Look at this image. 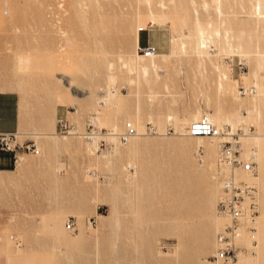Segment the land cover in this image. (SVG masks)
Instances as JSON below:
<instances>
[{
	"label": "rangeland",
	"instance_id": "374dc122",
	"mask_svg": "<svg viewBox=\"0 0 264 264\" xmlns=\"http://www.w3.org/2000/svg\"><path fill=\"white\" fill-rule=\"evenodd\" d=\"M160 1L151 0V11L163 16L162 26L150 25L144 0H0V91L17 97L18 141L39 148L0 173V232L11 238L0 247V264L5 252L8 264H221L211 258L219 230L218 140L188 136L197 112L231 126L243 149L257 146V219L245 231L248 237L255 231L256 240L237 243L245 264H264V57L257 81L263 94L254 109L252 95L238 91L257 89L252 57L236 51V40L230 55L213 35L224 21L241 41L252 37L264 49L255 1L221 0L220 18L215 0ZM195 18L211 24L203 66L190 48L172 49L180 35L195 33ZM136 27L138 46L155 33L174 54L150 63L135 52ZM216 66L228 77L221 92ZM60 118L74 131L57 133ZM125 122L141 132L126 146L104 139L107 146L98 147L95 138L92 148L81 135L87 124L121 131Z\"/></svg>",
	"mask_w": 264,
	"mask_h": 264
},
{
	"label": "built area",
	"instance_id": "2783aa9c",
	"mask_svg": "<svg viewBox=\"0 0 264 264\" xmlns=\"http://www.w3.org/2000/svg\"><path fill=\"white\" fill-rule=\"evenodd\" d=\"M135 52L148 54L154 52V50L152 46L146 44L145 46L137 45ZM251 90L250 87L239 86L238 88L239 93L242 95L250 94ZM55 125L56 132L59 134H68L74 131L73 125L65 119H57ZM86 126L87 130L81 135L87 140L98 138V147L107 146L104 140L107 136L115 135L118 142L125 143L130 136L135 134V129L129 122L124 124L122 131L115 134L109 129L97 131L88 127V124ZM146 130L152 131L153 128L148 126ZM186 130L189 136L219 138L216 174L221 182V191L215 204V212L225 222L215 234V248L211 258L221 264H235L237 254L243 249L237 243L241 231L250 232L254 228L253 221L256 213V202L254 188L246 183L235 182L232 169L242 167L244 170L251 171L254 168V163L252 161L243 162L239 158V145L234 139L235 135L227 126L218 129L206 117L202 116ZM0 150L12 152L18 150L31 154L38 152L34 141H16L15 133H0ZM197 151L200 150L197 149ZM221 167H227L228 171L224 173ZM71 225L68 219L64 223L67 229H70Z\"/></svg>",
	"mask_w": 264,
	"mask_h": 264
},
{
	"label": "bare ground",
	"instance_id": "6f19581e",
	"mask_svg": "<svg viewBox=\"0 0 264 264\" xmlns=\"http://www.w3.org/2000/svg\"><path fill=\"white\" fill-rule=\"evenodd\" d=\"M250 2H251V0H249ZM255 1V2H254ZM253 2H254V4H251V5H253V6H251V7H253V13H254V15L256 16V28L258 27V26H260V24H264V0H254ZM140 2V1H139ZM161 2V4L160 5H162V0L160 1ZM252 2V3H253ZM144 3L146 4V6L148 7V9H149V22H150V25L152 26V25H156V26H162L163 25V23H162V19H158V18H163V16L161 17V16H159V17H157V16H155L154 15V13L151 11V0H144ZM215 4V7H214V11H215V13H216V15L217 16H219V18L223 15L222 13H221V10H222V8H221V0H215V2H214ZM205 6H206V3L204 4ZM252 11V10H251ZM227 17V16H226ZM254 17V16H253ZM165 18V17H164ZM255 18V17H254ZM226 21V20H225ZM224 21H222L221 22V25H219V28H217V29H215L214 31H213V35L214 36H216V37H218V38H222L223 39V41L222 42H224L223 44H225V46H226V48H227V52L230 54V55H232L234 52H233V49L234 48H232V41L233 40H236L238 43H239V45L236 47V51L238 52V53H240V55H242V57H244V58H249V57H252V59H253V69H252V71H251V76H252V80H253V82H254V84L253 85H255V87L258 89V92H257V89H256V91L255 90H253V88H251L252 90H251V92H250V94H248V95H252V97H251V105L253 106V108L255 109L256 108V104L258 103V101L260 100V97L262 96V91H261V88H259L258 86H257V81H258V79H259V76H258V72H260L259 70L262 68V66H261V64H259V62H258V59L259 58H262V57H264V49H262V47H261V45H260V42L258 41V40H254V38H252V37H249L248 39H247V41H245V40H243V41H241V38L239 37V36H234L233 34H231L232 32H231V30L230 29H228V28H225V26H224ZM254 23V22H253ZM223 28V30H222V33L223 34H221V27ZM218 27V26H217ZM254 27V26H253ZM264 27V26H263ZM262 28V27H261ZM211 29V24L209 23V22H207L206 23V25H204V24H202V23H200V21L197 19V18H195V33L194 34H189L190 35V37L189 38H184V36L182 37L181 35L178 37V39H176V40H173V47H172V49H178L181 53H186V51H187V49L188 48H190L191 50H192V52H193V54H195L196 55V57L198 58V64H199V66H203L204 64H205V53L203 52V46L202 45H204V39H205V37H209V35L210 34H212V33H208V31ZM258 29H259V27H258ZM140 30V29H139ZM254 30H255V28H254ZM264 30V29H263ZM257 32V31H256ZM137 34H138V27H136V30H135V36H134V46H135V48H136V46H137ZM188 35V36H189ZM242 36V35H241ZM176 37V36H175ZM194 39V41H192V38ZM210 38V37H209ZM256 39V38H255ZM258 39V38H257ZM242 42V43H241ZM241 43V44H240ZM235 50V49H234ZM235 51V52H236ZM171 55H173L174 54V52L171 50ZM146 56H148V58H150V63H153L152 62V59L154 58V54H145V57ZM136 57L137 58H139L138 57V55H136ZM136 58V59H137ZM245 62H246V60L245 59H243ZM210 61V60H209ZM128 62H130V61H128ZM207 64V63H206ZM217 65V64H216ZM128 67H129V65H128ZM127 67V68H128ZM215 68V70H217V72L219 73V68L216 66V67H214ZM129 69V68H128ZM144 69V74L146 75V67H144L143 68ZM129 71H130V69H129ZM227 79H228V77H227V74L225 73V72H220L219 74H218V80H217V91H219V92H221V91H223L224 90V86H223V82L224 81H227ZM112 80V82H113V79H111ZM107 81V80H106ZM254 87V86H253ZM110 91H111V89H110ZM107 94V93H106ZM112 95H113V92H112ZM247 95V94H246ZM114 97V96H113ZM103 98V97H102ZM102 98H101V100L99 101V103H101L102 104ZM105 98V97H104ZM105 100V99H104ZM235 100V99H234ZM237 100H239V99H237ZM118 105V103L115 101V104H114V106H117ZM258 105V104H257ZM104 107V106H103ZM114 108H116V107H114ZM106 111V110H105ZM254 112H255V110H254ZM256 113V112H255ZM200 115V113H196V114H194L193 116H191V120H190V125L193 123V122H195V121H197L198 119H200L202 116H204V117H206L207 118V120L212 124V125H214L216 128H218V129H221V128H223V127H225V126H227L228 128H230V130L231 131H233L234 129L231 127V126H229V125H221V126H219L218 124H216V121H215V119H214V117L213 116H211V115H201V116H199ZM259 117V116H258ZM93 120H94V118L93 117H91L90 119H89V121L92 123V124H94V122H93ZM226 122H228V123H231V120L229 119V118H227L226 119ZM126 123V122H125ZM124 123V124H125ZM131 125H132V127L135 129V134L134 135H132V136H130L127 140L128 141H126L125 143H120V142H118V140H117V138H116V136L115 135H110V136H107V137H105V139L106 140H108V142H109V140L112 142V144H116L117 146L119 145H127L131 140L133 141L136 137H138V135H140L141 134V132L139 131V129L138 128H136L135 126H134V124L132 123V122H129ZM233 125V124H232ZM124 126V125H123ZM123 129V128H122ZM109 130H112L113 131V133L115 134V133H117V132H120V131H117V128H110ZM144 130H145V128H144ZM122 131V130H121ZM16 136H17V134H16ZM189 136V135H188ZM261 136V135H260ZM190 138H194V139H197V141L199 140V141H201V140H203V139H205V138H210V139H216V140H218V146H219V138H217V137H204V136H189ZM259 137V136H258ZM262 137V136H261ZM239 139H241V136L239 135ZM255 141H256V143H257V141H258V138H255ZM88 144H91V145H89V146H91L92 148H94V146H95V144H94V140H92L90 143H88ZM257 145V144H256ZM218 146H217V150H216V159H215V162H216V160H217V157H218ZM254 146V145H253ZM37 147V146H36ZM239 147L241 148L240 149V151H239V158H241V160L243 161V162H248V161H252L254 164H255V166H254V168H253V170H251V171H248V170H244L242 167H239V168H234V169H232V171H233V177H234V180H235V182H237V183H246V184H248V185H250V186H254V187H257V176H256V174H253V172L254 171H257L258 172V164L257 163H259V161H258V150H257V146H255V147H251V148H249V151L248 150H245V149H243V147H242V145H241V142H240V144H239ZM87 148V147H86ZM37 150H38V152H39V148L37 147ZM210 150H211V152H214V148L213 147H210ZM37 152V153H38ZM88 152V151H87ZM90 152V151H89ZM36 153V154H37ZM197 153V152H196ZM201 162H202V156L200 157V159H199ZM21 161H23V158H22V156L20 155V154H18V160H17V164L19 163V162H21ZM130 161V160H129ZM131 166H133V165H131ZM133 170V169H132ZM221 170L225 173V172H227L228 171V169H227V167H221ZM217 170H215V172H216ZM215 174V173H214ZM94 176V175H93ZM256 176V177H255ZM215 177V176H214ZM91 178H93V177H91ZM215 180L217 181V183H218V186H219V195H220V191H221V189H220V179H217L216 177H215ZM255 193V192H254ZM95 201V200H94ZM216 213V212H215ZM216 216H217V214H216ZM256 219H257V217H256ZM256 219H254V221H253V227H254V225L256 226ZM215 221H216V225H218V229L224 224V220L222 219V218H220V217H215ZM255 223V224H254ZM88 229H92L93 227L90 225V223L88 222V227H87ZM217 229V230H218ZM255 230H256V228H255ZM254 233H255V231L252 233V234H250L249 235V237L247 236V234H245V231L244 230H242L241 231V234H240V236H239V238L237 239V242H242V243H246L247 245L248 244H250V242H249V240L252 238V239H254V240H256V236L254 235ZM258 235V234H257ZM10 234L7 232V231H3V233H2V241H0V247L2 246V247H6V245L8 246V243H9V241H10ZM215 246V245H214ZM215 248V247H214ZM256 248V244H255V246H253V249H255ZM1 249V248H0ZM0 252H1V250H0ZM16 252V254L18 255V256H21L22 255V249H21V247H19L18 249H17V251H15ZM242 254H244V253H242V252H239L238 254H237V260H236V263L238 264V262L240 263V264H245L246 263V260L248 261V258H245ZM5 264H8V262H9V255L5 252ZM257 260V259H256ZM255 259H250V261H256ZM215 264H217V263H215Z\"/></svg>",
	"mask_w": 264,
	"mask_h": 264
},
{
	"label": "crops",
	"instance_id": "0c3cea01",
	"mask_svg": "<svg viewBox=\"0 0 264 264\" xmlns=\"http://www.w3.org/2000/svg\"><path fill=\"white\" fill-rule=\"evenodd\" d=\"M141 30L137 34V45L140 42ZM149 36V33H148ZM152 37L147 39V43H143L141 46L146 44L152 46L154 52L149 54H154L158 58L168 57L171 53V48L166 47V40L163 36H157L155 33L151 35ZM144 40V39H143ZM142 40V41H143ZM145 55H142V57ZM155 57V58H156ZM142 71L144 69L141 67ZM147 69V66H146ZM144 74V73H143ZM17 97L13 91L3 90L0 91V133H15L19 132V121H18V110H17ZM170 116V115H169ZM148 118L150 116H147ZM170 117H175L171 115ZM30 140V139H25ZM16 141H18L16 137ZM18 154H24L18 150L4 151L0 150V173L10 172L16 168ZM15 170V169H14ZM2 233L0 232V241H2Z\"/></svg>",
	"mask_w": 264,
	"mask_h": 264
}]
</instances>
